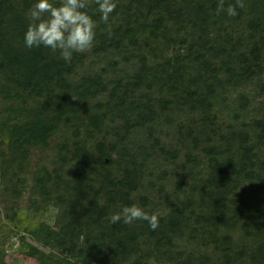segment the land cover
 <instances>
[{
	"label": "trees",
	"instance_id": "1",
	"mask_svg": "<svg viewBox=\"0 0 264 264\" xmlns=\"http://www.w3.org/2000/svg\"><path fill=\"white\" fill-rule=\"evenodd\" d=\"M33 3L0 0L5 179L26 188L30 150L65 141L33 179L34 217L13 212L41 249L22 236L21 251L40 264H264V0L236 16V0H116L108 22L89 0L97 71L86 51L68 63L24 46ZM132 204L159 227L110 223ZM51 206L52 223L38 216Z\"/></svg>",
	"mask_w": 264,
	"mask_h": 264
},
{
	"label": "clouds",
	"instance_id": "2",
	"mask_svg": "<svg viewBox=\"0 0 264 264\" xmlns=\"http://www.w3.org/2000/svg\"><path fill=\"white\" fill-rule=\"evenodd\" d=\"M100 19L108 22L117 7L116 0H95ZM223 8V0H220ZM245 7V0H236L229 5L227 14L236 16L237 9ZM89 0H34L28 13L30 20L23 34L26 48H48L65 62L71 63L74 53L92 48L96 42L97 22L89 13ZM147 221L150 228L159 227L160 217L149 213L138 204L124 206L110 217V223L132 224L134 221Z\"/></svg>",
	"mask_w": 264,
	"mask_h": 264
},
{
	"label": "rangeland",
	"instance_id": "3",
	"mask_svg": "<svg viewBox=\"0 0 264 264\" xmlns=\"http://www.w3.org/2000/svg\"><path fill=\"white\" fill-rule=\"evenodd\" d=\"M91 2L95 3V0H91ZM86 52L89 55V61L83 69L87 71H97L98 65H96V63L99 60L92 57L91 48ZM92 61L95 63H90ZM102 64L103 63H101V65ZM3 110L2 104L0 103V120L3 118V115H5ZM64 141V135L59 133L50 140L47 148L40 147L30 150V154L26 159L27 161H24L28 185L26 188H21L17 185L16 180H14L13 174L8 180L7 178L5 179L6 173L4 167L6 166L5 162H8L9 159V149L7 141L0 137V250L3 252V259L7 264H40L36 258L25 255L21 251L20 238L23 236L29 244L39 249L40 246L30 235H26V233L20 231H13L10 223L13 212L18 213L19 218L22 220H26L29 217L28 214L34 217L31 212L34 210L32 208L34 206V201H42L41 199H37L39 195L36 193L35 189L32 190V185L34 184L33 179L36 175L40 174L42 168L52 170L57 166L56 163L59 159L57 158V154L60 152V148ZM15 187H17V193L12 189ZM18 192H20V194H18ZM33 193H35V195ZM42 215L44 219L46 218V220L52 223L54 220L61 217V212L57 208L51 206L45 213L41 211V213L38 214V216Z\"/></svg>",
	"mask_w": 264,
	"mask_h": 264
}]
</instances>
